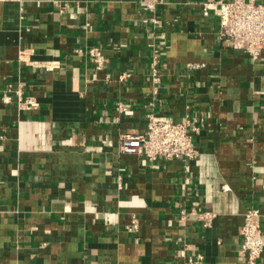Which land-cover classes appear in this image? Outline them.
Wrapping results in <instances>:
<instances>
[{"label":"crops","instance_id":"1","mask_svg":"<svg viewBox=\"0 0 264 264\" xmlns=\"http://www.w3.org/2000/svg\"><path fill=\"white\" fill-rule=\"evenodd\" d=\"M201 1L0 2V98L11 84L40 104L19 113L0 100V264H183L180 238L205 264H247V210L264 231V52L253 59L219 39ZM89 47L102 48L103 69ZM148 113L196 116L199 156L119 152V135L143 132ZM182 200L216 213L212 226L178 227ZM132 215L139 227L127 232Z\"/></svg>","mask_w":264,"mask_h":264},{"label":"built area","instance_id":"2","mask_svg":"<svg viewBox=\"0 0 264 264\" xmlns=\"http://www.w3.org/2000/svg\"><path fill=\"white\" fill-rule=\"evenodd\" d=\"M0 2H15L22 4L23 0H0ZM202 15L213 17L217 25L218 37L229 43L238 51L247 54L253 59L261 57L264 52V2L256 0H202ZM152 8V3L147 4ZM85 54L94 65V70L103 69L106 59L101 47H89ZM25 51L20 52V58ZM152 66L150 71L153 85L159 83L160 77L157 71L158 60L152 55ZM31 66L51 70L55 67L51 61L29 62ZM203 65L187 64L189 69H197ZM129 73H122L118 76L120 81L127 80ZM1 102L3 104L15 103L19 113L37 110L40 106L38 99L32 95H25L18 86L15 90L11 84L2 92ZM119 113L127 110L125 103L117 104ZM201 126L196 116L189 113L174 121L164 115L154 113L146 114L144 130L141 133H134L130 130L119 135L118 150L121 153H133L148 161L157 160L173 161L180 160L188 162L199 156L195 138L200 133ZM174 221L180 228H185L191 218L197 219L203 229L212 226L216 213L201 209L198 202L187 203L182 200L178 205V211L174 215ZM139 227V219L132 215L129 222L124 225L127 232H135ZM239 235L241 245L239 252L247 264H258L264 253V231L262 230L256 209H249L243 217V224L240 227ZM178 255L183 264H205L203 254L195 249L185 238L178 241Z\"/></svg>","mask_w":264,"mask_h":264}]
</instances>
